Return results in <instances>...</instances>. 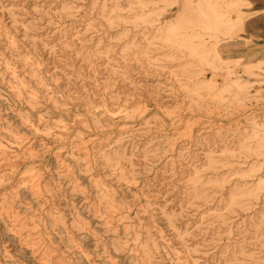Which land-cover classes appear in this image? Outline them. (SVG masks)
<instances>
[{
	"label": "rangeland",
	"instance_id": "rangeland-1",
	"mask_svg": "<svg viewBox=\"0 0 264 264\" xmlns=\"http://www.w3.org/2000/svg\"><path fill=\"white\" fill-rule=\"evenodd\" d=\"M227 7L0 0V264H139L149 237L167 262L264 264V61L224 58Z\"/></svg>",
	"mask_w": 264,
	"mask_h": 264
},
{
	"label": "bare ground",
	"instance_id": "bare-ground-1",
	"mask_svg": "<svg viewBox=\"0 0 264 264\" xmlns=\"http://www.w3.org/2000/svg\"><path fill=\"white\" fill-rule=\"evenodd\" d=\"M239 18H241V17H239ZM12 43H14V40H12ZM7 132L9 133V129L7 130ZM14 139L15 140H13V141L15 143H19V141H16L18 139H16V138H14ZM89 141H94V138H89ZM259 147H260V149H264V139L261 141ZM8 155L9 154H8L7 150L0 149V161H3V162H0V179L4 183L6 182V176L13 175V174L16 173L13 170V164L11 163L13 161H12V159ZM7 171L9 173H7ZM20 179H22V181H23V182H20V183L26 186V187L23 188L25 191L30 192V193L32 192L33 194H37V191H36V183H35V181H34L33 178L31 180V179H28L26 176H22ZM219 182L221 183V181H219ZM98 184H99L98 182L95 183L96 189H97V191L99 193V197H100V201H99L98 204L100 206H104L107 209V211L109 212V214L111 216L108 219V221L112 224V221H113V218H114V216L112 214L115 213L116 212V209L119 208V204L118 203H120V200L118 199L119 198L118 192H116L115 189L112 188V187H110V188L109 187H104V186H100ZM234 203H235V200L234 199L231 200V201H229V204L230 205H232ZM52 223L58 225L59 228L61 229V231L62 232H65L64 239L67 242H73L74 241L73 237L71 235L67 234L68 233L67 229H69V227L64 223V221L62 220V218L56 216L52 220ZM16 226L17 225H15L14 229L11 228L10 230L13 233L15 231V234L18 235L19 237L20 236H23L26 232H29V235L32 234L31 229L24 230L23 227L16 229ZM108 227L110 228V225ZM29 235H27V236H29ZM75 235L76 234H74V236ZM149 238L151 239V237H149ZM149 238H147L145 244L140 245L139 248H138V246L135 247L136 248L135 249L136 250V254H133V257L136 260L139 261V264H169V263H171V264H188L187 258L185 256H178L175 259H171L169 262H167L166 260H164L162 258V256L159 255V253H157V249H158L157 244L152 239L150 240ZM23 240L24 241L22 243L25 246H34L33 245L34 243L31 242L30 239H28L27 237L25 239H23ZM136 245H138V244L136 243ZM121 247H122V245H121ZM124 248H125V246H124ZM131 251H134V250H131ZM81 254L83 255V253H81ZM77 264H86V263H81L79 261ZM87 264H96V263L93 260L87 259Z\"/></svg>",
	"mask_w": 264,
	"mask_h": 264
},
{
	"label": "crops",
	"instance_id": "crops-1",
	"mask_svg": "<svg viewBox=\"0 0 264 264\" xmlns=\"http://www.w3.org/2000/svg\"><path fill=\"white\" fill-rule=\"evenodd\" d=\"M226 4L228 9L238 6L232 16V21L238 24L236 35L227 43L224 58L250 64L264 61V0H226ZM227 13L226 22H229Z\"/></svg>",
	"mask_w": 264,
	"mask_h": 264
}]
</instances>
